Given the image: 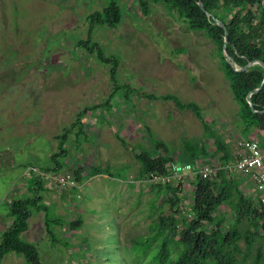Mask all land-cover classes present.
Returning a JSON list of instances; mask_svg holds the SVG:
<instances>
[{"label": "rangeland", "instance_id": "obj_1", "mask_svg": "<svg viewBox=\"0 0 264 264\" xmlns=\"http://www.w3.org/2000/svg\"><path fill=\"white\" fill-rule=\"evenodd\" d=\"M115 1L123 14L121 25L96 27L92 39L107 57L119 59L120 83L140 93L131 101L119 93L111 112L89 110L83 127L77 125L63 139L79 113L105 102L112 93L110 67L77 47L88 38V17L111 0H0V242L11 226L10 203L32 197L29 186L32 190L35 178L42 176L48 190L40 194L48 214L62 225L51 228L54 237L50 236L44 212L34 210L22 238L36 246L43 264H132L136 258L127 245L149 233L148 225L161 205L151 208L156 192L150 183H139L135 155L117 135L140 152L151 149L152 133L174 157L186 140H206L205 128L193 113L178 111L171 102L141 98V93L176 94L184 102H195L210 129L231 141L234 150L245 140L239 135L238 106L211 40L188 31L178 14L163 6L151 4L146 15L139 0ZM82 128L84 133L77 134ZM260 138L255 137L264 152ZM206 142L211 148L212 141ZM62 150L66 154L58 162L63 169L57 173L81 164L83 169L106 168L113 177L86 172L78 189L61 187L55 172L46 170L55 166L53 155ZM182 182L187 209L191 176ZM219 212L234 220L229 208ZM73 220L82 225L71 229ZM239 228L244 233L246 224ZM256 243L251 261L258 249L264 255V236ZM1 264L27 262L10 252Z\"/></svg>", "mask_w": 264, "mask_h": 264}, {"label": "trees", "instance_id": "obj_2", "mask_svg": "<svg viewBox=\"0 0 264 264\" xmlns=\"http://www.w3.org/2000/svg\"><path fill=\"white\" fill-rule=\"evenodd\" d=\"M139 3L146 15L150 13L151 4L177 13L180 20L187 25L188 31L201 33L211 40L220 59V71L228 82L233 100L238 106L240 137L247 139L243 138L245 134L264 133V88L252 95L253 107L249 103V94L262 85L264 68L256 62L247 65V58L264 62V0H203L206 11L214 18L209 17L199 7L197 0H139ZM122 19L120 5L115 0H111L104 10L96 11L88 17V38L80 40L77 47L95 54L103 64L110 67L114 86L105 102L79 113L73 125L66 129L67 133L63 139L67 138L69 132L75 131L77 125L83 127L82 120L89 110L111 112L114 106L112 101L119 93H125L127 101H131L132 96L140 93L128 84L120 83L119 59L115 56L107 57L101 45L92 39L96 27L117 29ZM237 54L240 57H237ZM230 59L234 60L237 67L244 69L235 70ZM140 96L150 101L171 102L178 111L193 113L205 128L207 137L201 143L186 140L181 154L174 157L167 145L155 140L152 133H149L151 149H140V152L117 135L116 139L121 145L135 155L139 165L136 176L139 183H150L151 189L156 192L151 208L154 209L158 202L161 205L156 217L148 225L149 233L131 239L127 245L136 256L132 264H264V255L260 249L257 250L254 260H250L256 242L264 236V205L260 200L254 201L245 196L234 185V174L228 170V166L237 160L238 150L233 153L236 147H233L231 141L210 129L199 104L184 102L176 94L141 93ZM82 133L83 128L77 134ZM207 140L212 141L211 148ZM60 152L53 155L55 166L46 172L53 171L58 174L57 171L63 169L58 157L66 152ZM175 163L211 165L212 168L218 169L217 176L210 179H203L197 172L191 176V205L187 209L183 207V182L171 179L169 164ZM34 168L36 170V167ZM64 172L71 174L78 185L83 182L86 172L92 176L113 177L106 168L83 169L81 164L69 167ZM42 181L40 175L35 178L37 185L31 190L32 197L10 203L9 215L13 218V223L1 234L0 264L10 252L21 255L27 264H43L36 246L22 238L30 228L29 219L34 210L44 212V224L50 236L54 237L51 228L62 225L60 219L51 218L48 214V206L40 194L47 191ZM78 188L77 186L72 189ZM222 208H229L233 212L234 220L228 221L220 214ZM243 224H246L244 233L239 228ZM81 225V220H73L71 229H77Z\"/></svg>", "mask_w": 264, "mask_h": 264}, {"label": "built area", "instance_id": "obj_3", "mask_svg": "<svg viewBox=\"0 0 264 264\" xmlns=\"http://www.w3.org/2000/svg\"><path fill=\"white\" fill-rule=\"evenodd\" d=\"M238 156L234 164L228 166V170L233 174L248 176L254 182L260 193V202L264 205V154L261 150L260 141L256 139H245L238 141ZM172 179H176L179 183L185 178L194 175L196 172L203 179H210L217 176L218 169H214L211 165L200 164H178L172 166ZM56 184L63 188L77 187L78 183L69 173H54Z\"/></svg>", "mask_w": 264, "mask_h": 264}, {"label": "crops", "instance_id": "obj_4", "mask_svg": "<svg viewBox=\"0 0 264 264\" xmlns=\"http://www.w3.org/2000/svg\"><path fill=\"white\" fill-rule=\"evenodd\" d=\"M250 135H251V137L249 139H255V137H257V138L258 137L259 138L262 137V133L258 134V135L252 133ZM260 139L261 140L264 139V136H263V138H260ZM233 153H235L234 149H233ZM263 154H264V152H263ZM232 179H233L234 185L238 189V191L243 193L245 196L251 197L254 201H259L260 200V197H261L260 193L257 190L254 182L252 181V179L250 177L244 176V175L234 174ZM79 187H81V184H80ZM45 188L48 190V186L46 184H45ZM29 190L31 191L30 186H29ZM9 219L11 220V224H12L13 223V218L10 215H9Z\"/></svg>", "mask_w": 264, "mask_h": 264}, {"label": "water", "instance_id": "obj_5", "mask_svg": "<svg viewBox=\"0 0 264 264\" xmlns=\"http://www.w3.org/2000/svg\"><path fill=\"white\" fill-rule=\"evenodd\" d=\"M197 4L199 5V7L204 11V12H206L207 13V15L209 16V17H211V18H214V16L212 15V14H210V13H208L207 11H206V9H205V7H204V4H203V0H197ZM216 22L219 24V25H221V26H223V24L219 21V20H216ZM227 34H225V43H227ZM227 55V54H226ZM237 57H240V55H238L237 54ZM247 61L249 62H256V63H259V64H261L262 66H263V68H264V62L262 61V60H260V59H250V58H247ZM230 63L233 65V66H236L235 64V62H234V60L233 59H230ZM236 70V69H235ZM264 88V80H263V82H262V85L259 87V88H257V89H255L254 91H252L250 94H249V103H250V105L253 107V103H252V95L253 94H256V93H258V92H260L262 89Z\"/></svg>", "mask_w": 264, "mask_h": 264}]
</instances>
